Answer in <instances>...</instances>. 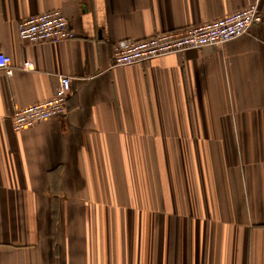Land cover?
Masks as SVG:
<instances>
[{
    "label": "crops",
    "instance_id": "crops-1",
    "mask_svg": "<svg viewBox=\"0 0 264 264\" xmlns=\"http://www.w3.org/2000/svg\"><path fill=\"white\" fill-rule=\"evenodd\" d=\"M257 5L220 46L111 66L113 46ZM60 10L75 37L17 25ZM0 264H264V0H0ZM66 113L15 130L54 96Z\"/></svg>",
    "mask_w": 264,
    "mask_h": 264
},
{
    "label": "built area",
    "instance_id": "built-area-1",
    "mask_svg": "<svg viewBox=\"0 0 264 264\" xmlns=\"http://www.w3.org/2000/svg\"><path fill=\"white\" fill-rule=\"evenodd\" d=\"M262 22L257 5H251L222 18L207 23L175 29L143 40H122L112 49L111 66H126L189 49L220 46L246 34ZM18 38L27 43L69 41L75 37L68 19L57 9L31 15L17 25ZM33 63L26 61L20 66L12 65L8 55L0 52V71L10 76L16 69L33 70ZM70 77L59 76L54 96L46 101L16 109L11 117L15 130L31 128L37 123L66 113V101L70 92Z\"/></svg>",
    "mask_w": 264,
    "mask_h": 264
}]
</instances>
